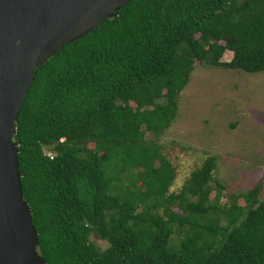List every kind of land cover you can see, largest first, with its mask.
<instances>
[{"label":"trees","instance_id":"trees-1","mask_svg":"<svg viewBox=\"0 0 264 264\" xmlns=\"http://www.w3.org/2000/svg\"><path fill=\"white\" fill-rule=\"evenodd\" d=\"M196 63L264 73V0H131L37 68L14 141L46 264H264L263 184L223 203L210 155L170 192L156 141Z\"/></svg>","mask_w":264,"mask_h":264},{"label":"water","instance_id":"water-1","mask_svg":"<svg viewBox=\"0 0 264 264\" xmlns=\"http://www.w3.org/2000/svg\"><path fill=\"white\" fill-rule=\"evenodd\" d=\"M131 0H0V264H46L21 190L16 119L37 68Z\"/></svg>","mask_w":264,"mask_h":264},{"label":"rangeland","instance_id":"rangeland-1","mask_svg":"<svg viewBox=\"0 0 264 264\" xmlns=\"http://www.w3.org/2000/svg\"><path fill=\"white\" fill-rule=\"evenodd\" d=\"M231 58L225 52L221 61ZM145 137L150 139L148 134ZM263 137L264 73L196 63L179 94L176 119L156 141L176 173L170 192L178 193L191 172L212 155L217 158L214 180L225 187L223 203L230 201L229 193L246 191L258 183L263 184L264 197ZM176 239L172 235L169 240L170 252L178 250ZM91 241L100 249L108 246L95 234Z\"/></svg>","mask_w":264,"mask_h":264}]
</instances>
